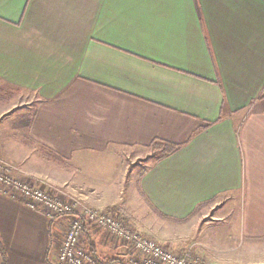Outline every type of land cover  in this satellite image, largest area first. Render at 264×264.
<instances>
[{"label": "crops", "instance_id": "1", "mask_svg": "<svg viewBox=\"0 0 264 264\" xmlns=\"http://www.w3.org/2000/svg\"><path fill=\"white\" fill-rule=\"evenodd\" d=\"M141 156L145 221L264 236V0H0V161L99 207ZM61 222L0 192V264H53Z\"/></svg>", "mask_w": 264, "mask_h": 264}, {"label": "built area", "instance_id": "2", "mask_svg": "<svg viewBox=\"0 0 264 264\" xmlns=\"http://www.w3.org/2000/svg\"><path fill=\"white\" fill-rule=\"evenodd\" d=\"M0 192L43 213L51 221H62L59 228L63 238L54 253L53 264H210L193 250L194 245L181 254L170 250L134 229L121 210L91 206L83 195L51 186L48 180L28 175L5 161H0ZM97 229L130 247L127 262L102 260L83 244L88 232Z\"/></svg>", "mask_w": 264, "mask_h": 264}, {"label": "rangeland", "instance_id": "3", "mask_svg": "<svg viewBox=\"0 0 264 264\" xmlns=\"http://www.w3.org/2000/svg\"><path fill=\"white\" fill-rule=\"evenodd\" d=\"M162 151L163 148L160 144H154L147 149V155L153 156L154 161V158L158 157ZM144 157L146 156H141L139 159L132 158L135 163L130 165L127 170V181L132 179L140 170L139 164L144 162L142 159ZM15 165L19 166L17 163ZM99 174L103 176L106 171H101ZM119 189L124 190V188ZM120 190L117 194L102 196V203L99 207L108 209L123 207L130 215L131 224L142 233L156 239L161 245L172 249L171 242H175L183 247L182 252H185L196 243L193 250L211 264H264V236H248L246 227L241 228L239 218H228L226 222L218 223L210 216L208 219L195 218L179 223L164 218H156V213L151 210L148 213L151 218H147L145 221L141 212L142 202L140 203L136 195L134 181L129 185L131 200L130 196L126 197L125 191L120 192ZM146 223L148 224L145 225ZM221 229L227 230L224 232ZM90 234L97 255L101 259L127 262L131 255L129 246L117 242L103 229H97L95 232L91 230ZM201 243L205 244L208 250H201L200 253L196 248L197 244ZM83 244L91 248L87 237H85Z\"/></svg>", "mask_w": 264, "mask_h": 264}, {"label": "trees", "instance_id": "4", "mask_svg": "<svg viewBox=\"0 0 264 264\" xmlns=\"http://www.w3.org/2000/svg\"><path fill=\"white\" fill-rule=\"evenodd\" d=\"M157 143L160 144L162 146V148H163V151H162V153H161V155L159 157H166L167 155L173 153L176 150V146H174V145H171V144H162L160 142H157ZM87 239L89 240V242L91 244V249L93 250L94 253L97 254L96 248H95V246H94V244H93V242L91 240L92 238H91V234L90 233H88ZM4 258H5V256H4ZM114 261H118V260H112V262H114ZM3 264H6V259H5V261H4Z\"/></svg>", "mask_w": 264, "mask_h": 264}]
</instances>
